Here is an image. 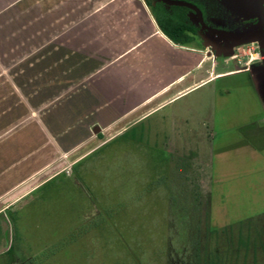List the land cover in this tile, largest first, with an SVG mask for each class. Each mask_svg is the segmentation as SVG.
<instances>
[{
	"label": "rangeland",
	"instance_id": "374dc122",
	"mask_svg": "<svg viewBox=\"0 0 264 264\" xmlns=\"http://www.w3.org/2000/svg\"><path fill=\"white\" fill-rule=\"evenodd\" d=\"M201 37L206 67L241 72L163 108L21 203L0 205L27 264H197V248L204 262L207 248L223 264H264L263 39ZM181 137L191 149L175 157L188 166L168 155L165 139Z\"/></svg>",
	"mask_w": 264,
	"mask_h": 264
},
{
	"label": "crops",
	"instance_id": "0c3cea01",
	"mask_svg": "<svg viewBox=\"0 0 264 264\" xmlns=\"http://www.w3.org/2000/svg\"><path fill=\"white\" fill-rule=\"evenodd\" d=\"M203 46L171 42L145 0H0V205L21 203L163 108L241 72L206 67ZM165 140L188 166L175 155L189 141ZM10 216L0 208V264H27Z\"/></svg>",
	"mask_w": 264,
	"mask_h": 264
},
{
	"label": "trees",
	"instance_id": "16d2710c",
	"mask_svg": "<svg viewBox=\"0 0 264 264\" xmlns=\"http://www.w3.org/2000/svg\"><path fill=\"white\" fill-rule=\"evenodd\" d=\"M198 6L204 13L205 19L219 17L224 20L226 10L222 6H218L215 0H187ZM146 4L151 8L154 17L161 32L175 45L191 46L192 44L203 43L202 30L196 26L189 18L190 9L179 6H166L157 0H145ZM198 253L195 255V263L197 264H223L219 261V256L214 252L207 250L205 257L207 261H202V249H196ZM195 251V252H196ZM210 261V262H209Z\"/></svg>",
	"mask_w": 264,
	"mask_h": 264
},
{
	"label": "water",
	"instance_id": "95a60500",
	"mask_svg": "<svg viewBox=\"0 0 264 264\" xmlns=\"http://www.w3.org/2000/svg\"><path fill=\"white\" fill-rule=\"evenodd\" d=\"M157 1L166 6H179L190 9L192 11L190 15V19L196 26L201 28L202 31H205L208 34H212L213 36H218L220 38L238 39L246 35H249L250 32H252L256 28H261L264 30V0H219L222 3V5H224L233 14L245 19L250 18V14L257 11V14L259 16V21L257 22V24L255 26H252L251 28L249 26L238 32H224L209 27L204 21L202 11L192 3H188L186 1H180V0H157Z\"/></svg>",
	"mask_w": 264,
	"mask_h": 264
},
{
	"label": "flooded vegetation",
	"instance_id": "af4514ba",
	"mask_svg": "<svg viewBox=\"0 0 264 264\" xmlns=\"http://www.w3.org/2000/svg\"><path fill=\"white\" fill-rule=\"evenodd\" d=\"M180 1H186V2L190 3L187 0H180ZM215 1L218 2V3H216L218 6H222L226 10V13L224 15V18H225L224 20L219 19L218 16L214 17V18L205 19L203 11L197 6L202 11L204 21L209 27H212V28L224 31V32H238V31L243 30L249 26H250V28L252 26H255L257 24V22L259 21V16L257 14V11L250 14V18L245 19V18H242L240 16L233 14L224 5H222V3L219 0H215ZM191 12L192 11L190 10L189 18H190ZM202 32L206 33L205 31H202ZM252 33L259 34V37L263 39V41H261V43L259 45H260V49L264 50V30L261 28H256L255 30L250 32V35ZM214 37L220 38L218 36H214ZM220 39H224V38H220ZM224 40H226V39H224ZM227 40H230V39H227ZM262 60L263 61H258L256 64H261V63L264 64V57L262 58ZM251 70H252V68L250 67V71Z\"/></svg>",
	"mask_w": 264,
	"mask_h": 264
}]
</instances>
